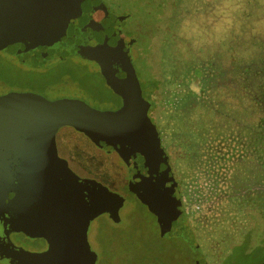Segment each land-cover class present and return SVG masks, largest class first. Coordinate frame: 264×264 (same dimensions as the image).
Masks as SVG:
<instances>
[{"label": "water", "instance_id": "obj_1", "mask_svg": "<svg viewBox=\"0 0 264 264\" xmlns=\"http://www.w3.org/2000/svg\"><path fill=\"white\" fill-rule=\"evenodd\" d=\"M124 18L104 0H0V52L33 69H50L70 57L95 62L122 102L116 110L101 111L79 99L49 101L34 92L0 96V195L15 192L20 212L10 227L48 244L41 253L15 247L0 216V262L97 264L101 246L96 231L98 256L88 240L91 222L109 214L117 225L126 223L129 193L156 216L163 238H181L202 252L150 115L151 103L143 95L133 42L123 34ZM57 110L66 118L57 116ZM62 126L108 155L119 175L118 190L80 179L69 168L57 151ZM92 187L87 203L81 189Z\"/></svg>", "mask_w": 264, "mask_h": 264}, {"label": "trees", "instance_id": "obj_2", "mask_svg": "<svg viewBox=\"0 0 264 264\" xmlns=\"http://www.w3.org/2000/svg\"><path fill=\"white\" fill-rule=\"evenodd\" d=\"M119 1L115 6L118 8L117 13L125 17L123 34L133 42L134 65L136 58L143 52L142 44H138L136 38L138 30L144 28L149 38L148 57L157 67V78L149 82L147 94L146 86L140 83L145 99L151 103L150 115L156 125L157 120L153 117L155 109L165 122L173 123L169 129L172 134L167 141L163 139L159 128L158 132L171 158L170 163L183 196L186 188L181 166L174 165L173 160L188 162L189 158L196 156L202 144L206 149L207 168L214 182L218 184L221 180V171L230 173L229 193H226L225 199L228 208L222 212L219 229L215 227L216 232L212 233L210 242H205L203 236L197 235V241H202V252L195 253L181 238H163L159 226L158 238L161 242L182 243L193 254L203 257L205 262L202 264L238 261L236 250L243 248V256H246V249L253 239L254 245L251 246H264V57H261L262 63L255 65L246 52L249 40L247 43L245 37H249L251 28L239 20L238 12L230 10L228 4L231 2H225L228 0ZM210 4L213 9H221L220 14L225 23L229 22L225 24L222 34L214 29L209 41L203 42L200 36L188 33L186 21ZM212 50L217 51L215 58L208 56ZM138 76L140 79L139 72ZM4 79L0 73V82ZM102 79L106 83L103 76ZM194 79L201 84L200 91L205 98H199L192 91L190 83ZM207 85L210 86L209 92ZM8 86L10 89L1 90V94L21 87L15 84ZM191 100L197 104L190 117L183 108ZM73 155L80 158L77 153ZM106 163L119 178L108 160ZM96 165L100 166L99 161ZM96 230L98 243L104 247L110 232ZM139 238L145 237L141 235ZM143 244L145 257L153 258L151 248L147 243ZM134 245L133 242L129 243V248L134 249ZM164 252V247L159 248L153 261L163 264L158 255Z\"/></svg>", "mask_w": 264, "mask_h": 264}, {"label": "rangeland", "instance_id": "obj_3", "mask_svg": "<svg viewBox=\"0 0 264 264\" xmlns=\"http://www.w3.org/2000/svg\"><path fill=\"white\" fill-rule=\"evenodd\" d=\"M233 1L228 0L225 2L226 4L231 2L228 4L230 5V10L234 11V13L238 12L239 20L245 22V25L251 28L249 37H245L247 43L249 40L246 52L252 57L255 65H258L263 61L262 55L264 57V0ZM105 2L112 13L121 14L120 12L117 13L118 8L115 6L120 3L119 0H105ZM220 10L213 9L210 4L206 5L198 14L191 15L186 21L188 33L200 36L203 42L209 41L214 29L219 34H222L225 30V24L229 21L225 23ZM144 31V28L140 29L138 30V35H136L138 44H142L143 52L136 58L135 66L140 75V82L146 86L147 94L149 82H153L157 78V67L152 63L151 58L148 57L149 38ZM216 54L217 51L212 50L208 53V56L215 58ZM238 56L239 53L236 54V58ZM0 73L5 77L0 82V93L5 91V89H10L8 85L15 84L21 86L17 88L18 90L26 89V91L37 92L36 94L43 96L49 101L74 98L85 101L91 107L101 111L116 110L121 105V98L104 82L97 65L81 58L70 57L50 69L39 70L26 67L20 64L15 57L0 52ZM190 86L199 98H205V95L200 91L201 84L197 79H194ZM207 87L209 92L210 86L207 85ZM196 104L197 102L191 100L184 106L183 110L186 115H190V117L193 115ZM64 114L65 112L57 110L56 115L60 116L61 119L66 118ZM153 117L157 120L163 139L167 141V138L172 134L169 129L173 123L168 124L165 122L163 118L157 115L156 109L153 112ZM59 133L62 135L60 140L61 148L65 150L71 148L72 152L77 153L81 158H94L100 164V166H95L100 168L101 172L106 170L104 168L106 165L102 159L108 160L106 158L108 155H104L86 136L67 126L60 127ZM202 145L199 147L200 149L196 156L189 158L188 162H176L174 159L173 164L181 166V175L186 188L183 196L185 210L196 238L197 235L198 237L203 236L205 242H210L212 233L216 232L215 227L219 229L222 223V212L224 213L225 209L228 208V203L225 199L226 193H229L228 177L230 173L226 170L221 171V180L218 184L215 183L214 179H212L213 175L207 168L206 149ZM177 168L179 170L178 166ZM113 174L111 179L105 181L112 188L115 187L114 184L118 181V176ZM132 200L135 203L134 207L129 205ZM127 205L130 206L131 211L127 207V211H130L129 216H127L128 221L126 225L124 223L125 226H121V229L105 219L99 218L93 223L90 237L94 242L96 241L97 228L99 232H110L108 233V240L105 239L104 247L101 246L100 255L102 261H100V264H159L153 259L155 258V253L161 247L165 248V252L167 251V254L165 252L161 255L157 254L161 256L159 260L163 264L203 263L202 256L193 254V250L191 251L182 243L177 241L161 242L159 240L160 237L158 238L157 234L158 221L141 200L138 201L136 197H131L127 201ZM141 235H144L145 238H139ZM237 239L239 238L237 237ZM12 240L14 243L24 247L25 250H33L40 245L39 240L26 239L22 235H15ZM131 242L135 244L133 246L134 249L129 248V243L131 244ZM201 242H198V244L201 245ZM143 243H147L151 248L152 252L150 254L153 258L145 257L147 255L143 254ZM253 243L254 239L250 246L247 247L248 251L246 249V256H243L245 255V252L242 251L243 248H241L242 250L237 249L236 256L238 261L231 260L223 264H263L264 246H251ZM224 260H227V258Z\"/></svg>", "mask_w": 264, "mask_h": 264}, {"label": "flooded vegetation", "instance_id": "obj_4", "mask_svg": "<svg viewBox=\"0 0 264 264\" xmlns=\"http://www.w3.org/2000/svg\"><path fill=\"white\" fill-rule=\"evenodd\" d=\"M25 66V65H24ZM27 67V66H26ZM30 68V67H29ZM33 69V68H32ZM39 70H43V69H39ZM10 92H33V91H26V90H12ZM9 92L7 93H0V96H3L5 94H8ZM36 93V92H34ZM73 130V129H72ZM75 131V130H74ZM77 132V131H76ZM61 137L62 135L59 133L56 134V144H57V151H58V155L67 161L68 165H69V168L80 178V179H88V180H93V181H96L100 184H102L103 186H106L107 188L111 189V190H118L119 188H116L117 185V182L116 184H114L115 187H110L108 185L107 182V179H111V176L113 174V171L106 165V160H102L103 162H105V169L106 170H103V172L100 171V168H97L95 165L96 163L98 162V160H95L94 158H90V157H83V158H76L74 155H73V152L71 150V148H69L68 150H65L63 148H61L60 146V140H61ZM92 143V142H91ZM93 144V143H92ZM95 146V145H94ZM97 148V147H96ZM101 151V150H100ZM102 153H104V155L106 154L105 152L102 151ZM97 173V174H96ZM116 174H114L115 176ZM117 176V175H116ZM86 187V185H85ZM93 190H95V187H92L91 190L89 189H81L82 191V196H83V199L85 202H90L91 200V193ZM181 190V189H180ZM4 191H7V194L8 196H5V194L3 195L4 198L0 195V207H1V210H0V216L3 217V222H1L3 224V227H4V230L5 232H7V236L9 237L10 241L12 242V244L15 246V247H18V248H22L23 250H25L24 247H22L21 245H18L16 243L13 242L12 240V237H14L15 235H22L24 236L26 239H30V240H39V247L33 249V250H29V249H26L25 251H29V252H34V253H41V252H44L47 250L48 248V244H47V241L44 239V238H31L30 235L26 234V233H23V232H13L11 230V227H10V223L11 222H14L18 216H20V212L18 211V207L17 205L14 204L13 202V198H14V194L15 192H12V191H8V190H4ZM131 197H136L137 200L139 201V198L133 194V193H129L126 200H125V206L126 207H129V210H130V206L134 207L135 206V203L133 202V200L130 202V206L127 205V201L130 200ZM15 201V200H14ZM145 206V205H144ZM147 208V206H145ZM133 209V208H132ZM148 209V208H147ZM127 211V216H129V213L130 211ZM151 213V212H150ZM152 214V213H151ZM153 215V214H152ZM154 216V215H153ZM155 217V216H154ZM105 219L106 221H109L110 223L114 224L115 226L119 227L117 224H115L113 222V220L111 219L110 215L109 214H102L100 216H98L97 218H95L92 222H91V226H90V231H89V235H88V240H89V243L92 247V249L97 253V248H96V241L94 242L90 235H91V232L93 230V223L94 221H96V219ZM127 221H128V218H127ZM6 222V223H5ZM120 226H124L123 225H120ZM10 229V230H9ZM98 229V228H97ZM105 232V231H103ZM99 245V244H97ZM144 248H142L143 250ZM195 251H198V250H195ZM194 251V252H195ZM196 253V252H195ZM199 253V252H198ZM98 254V253H97ZM202 255V253H201ZM99 256V254H98ZM99 260H100V257H99ZM203 262H205V260H203ZM97 264H100V261L97 263ZM202 264V263H201ZM207 264V262L205 263Z\"/></svg>", "mask_w": 264, "mask_h": 264}]
</instances>
